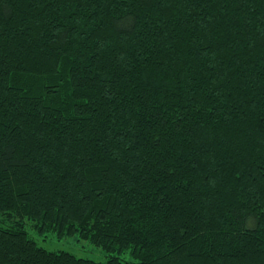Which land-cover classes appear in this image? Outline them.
Here are the masks:
<instances>
[{"label":"trees","instance_id":"16d2710c","mask_svg":"<svg viewBox=\"0 0 264 264\" xmlns=\"http://www.w3.org/2000/svg\"><path fill=\"white\" fill-rule=\"evenodd\" d=\"M0 264H264V0H0Z\"/></svg>","mask_w":264,"mask_h":264},{"label":"rangeland","instance_id":"374dc122","mask_svg":"<svg viewBox=\"0 0 264 264\" xmlns=\"http://www.w3.org/2000/svg\"><path fill=\"white\" fill-rule=\"evenodd\" d=\"M31 236L38 238V243L50 250H67L75 253L78 256L87 257L98 261L106 260L108 258V255L104 250L93 246L92 244L85 246V244L82 242L77 241L75 236L67 237L62 240L57 239L52 234L39 236L36 232H31ZM125 257L127 258V256Z\"/></svg>","mask_w":264,"mask_h":264}]
</instances>
